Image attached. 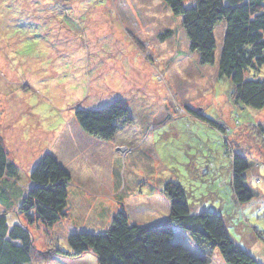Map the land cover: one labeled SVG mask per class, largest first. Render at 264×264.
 Here are the masks:
<instances>
[{
    "label": "rangeland",
    "instance_id": "1",
    "mask_svg": "<svg viewBox=\"0 0 264 264\" xmlns=\"http://www.w3.org/2000/svg\"><path fill=\"white\" fill-rule=\"evenodd\" d=\"M255 74L264 79V67ZM115 101L128 106L130 124L110 141L83 132L76 111ZM0 138L17 166L0 182V213L28 227L32 264H48L37 251L70 250L71 234H105L120 211L142 226L169 218L162 191L170 181L195 209L222 213L233 239L264 264V109L235 103L218 63L201 64L183 17L162 0H0ZM48 153L70 176L67 216L52 228L19 211ZM235 154L251 166L255 198L244 205L230 182ZM178 233L174 241L195 253ZM57 264L97 263L83 256ZM209 264H226L218 249Z\"/></svg>",
    "mask_w": 264,
    "mask_h": 264
},
{
    "label": "trees",
    "instance_id": "2",
    "mask_svg": "<svg viewBox=\"0 0 264 264\" xmlns=\"http://www.w3.org/2000/svg\"><path fill=\"white\" fill-rule=\"evenodd\" d=\"M162 1L175 16L183 17L190 50L199 54L201 64L218 63L220 75L232 85L235 103L254 110L264 109V79L255 74L264 67V0ZM220 25L222 44L217 62ZM251 73L254 77L249 76ZM195 114L221 128L204 114ZM75 118L83 132L103 141L112 140L121 127L132 121L123 101L99 110H78ZM250 168L243 155H234L230 182L241 205L255 198L248 185ZM16 175L17 166L9 159L0 138V182ZM30 180L19 211L26 215L29 224L41 223L52 228L67 216L70 176L48 153L35 166ZM3 193L0 190V200ZM162 193L170 201L171 214L167 220L142 226L131 223L127 214L120 211L113 216L111 228L105 234L74 233L67 240L70 250L37 251L38 256L45 263L76 260L91 254L97 264H209L210 255L218 249L226 264H263L233 239L222 213L191 206L187 190L180 182H168ZM177 230L182 232L178 234H187L196 247L195 253L174 241ZM34 252V239L28 227L11 226L7 214L0 213V264H32Z\"/></svg>",
    "mask_w": 264,
    "mask_h": 264
},
{
    "label": "crops",
    "instance_id": "3",
    "mask_svg": "<svg viewBox=\"0 0 264 264\" xmlns=\"http://www.w3.org/2000/svg\"><path fill=\"white\" fill-rule=\"evenodd\" d=\"M92 179H96V175L94 173H92ZM167 218H168L167 215H163L162 218H156L155 220L152 221V223H154L153 225H156V224H159L160 222H163V221L167 220ZM149 225H151V224H149ZM85 256H93V255L87 254ZM61 261L62 262H66L65 259H60V260H58L56 262L54 261V262H51V263H48V264H57V263H61ZM95 262L97 263L96 259H95Z\"/></svg>",
    "mask_w": 264,
    "mask_h": 264
}]
</instances>
